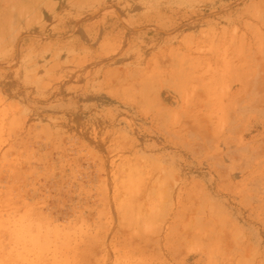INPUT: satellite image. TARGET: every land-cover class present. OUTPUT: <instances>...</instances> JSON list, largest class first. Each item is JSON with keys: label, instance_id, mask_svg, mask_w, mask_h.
<instances>
[{"label": "rangeland", "instance_id": "374dc122", "mask_svg": "<svg viewBox=\"0 0 264 264\" xmlns=\"http://www.w3.org/2000/svg\"><path fill=\"white\" fill-rule=\"evenodd\" d=\"M0 264H264V0H0Z\"/></svg>", "mask_w": 264, "mask_h": 264}, {"label": "bare ground", "instance_id": "6f19581e", "mask_svg": "<svg viewBox=\"0 0 264 264\" xmlns=\"http://www.w3.org/2000/svg\"><path fill=\"white\" fill-rule=\"evenodd\" d=\"M22 11V10H21ZM20 13V12H19ZM14 15V14H13ZM198 95V94H197ZM162 190H164V189H162ZM157 191V190H156ZM159 191V190H158ZM165 192H166V190H164ZM162 192V191H161ZM159 193V192H158ZM163 194H164V192H163ZM165 194H167V193H165ZM164 194V195H165ZM168 196V195H167ZM158 198V197H157ZM163 202H166V201H163ZM163 204V203H162ZM148 206V205H147ZM135 207V206H134ZM141 207V206H140ZM153 208H156V206L155 207H153ZM135 210H136V208H134ZM147 209V208H146ZM157 209V208H156ZM135 210H133V208H132V211H135ZM145 212V211H144ZM136 213V212H135ZM144 214V213H143ZM152 215H154V214H152ZM134 216V215H133Z\"/></svg>", "mask_w": 264, "mask_h": 264}]
</instances>
